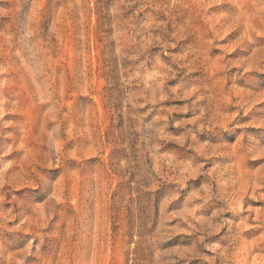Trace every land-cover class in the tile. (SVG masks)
<instances>
[{
  "label": "rangeland",
  "instance_id": "rangeland-1",
  "mask_svg": "<svg viewBox=\"0 0 264 264\" xmlns=\"http://www.w3.org/2000/svg\"><path fill=\"white\" fill-rule=\"evenodd\" d=\"M0 264H264V0H0Z\"/></svg>",
  "mask_w": 264,
  "mask_h": 264
}]
</instances>
